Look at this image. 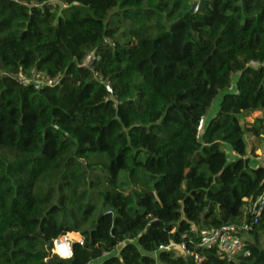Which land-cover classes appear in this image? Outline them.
<instances>
[{
    "label": "trees",
    "instance_id": "16d2710c",
    "mask_svg": "<svg viewBox=\"0 0 264 264\" xmlns=\"http://www.w3.org/2000/svg\"><path fill=\"white\" fill-rule=\"evenodd\" d=\"M53 1L0 0V264H264V0ZM33 72L58 83L11 77Z\"/></svg>",
    "mask_w": 264,
    "mask_h": 264
},
{
    "label": "built area",
    "instance_id": "2783aa9c",
    "mask_svg": "<svg viewBox=\"0 0 264 264\" xmlns=\"http://www.w3.org/2000/svg\"><path fill=\"white\" fill-rule=\"evenodd\" d=\"M91 61H93V55L89 54L86 56L85 60L83 61L82 66H88ZM33 75H37L39 78L42 79V83L40 85H36L30 82L29 79L23 76L21 73L11 77L13 80H16L18 83L24 86L31 85L36 90L40 89L42 86H53L58 83V79H49L43 74H37L33 72L31 76ZM202 125L203 122L200 121L198 132H200V130L202 129ZM263 207H264V192L253 202L251 206V213L252 216L254 217L255 223L257 219L260 217ZM244 229L246 230L247 227H244ZM190 231L196 234L199 247L207 250L215 251L216 255L220 259L231 260L239 256H243V257L248 256V252L244 250V240L242 236L239 234L237 228L233 226H224L219 229H202V230H199L198 228L192 226ZM58 240H65V238L61 237L56 241ZM56 241H54L53 243H55ZM78 242L81 243V240H79ZM69 247L71 249V246ZM159 250L161 251L175 250L178 253H180L183 257L192 256L196 264H200L202 261V259L199 258L197 255H194L193 253L186 250L184 245L170 244L167 247H160ZM63 259H68V258H63Z\"/></svg>",
    "mask_w": 264,
    "mask_h": 264
},
{
    "label": "rangeland",
    "instance_id": "374dc122",
    "mask_svg": "<svg viewBox=\"0 0 264 264\" xmlns=\"http://www.w3.org/2000/svg\"><path fill=\"white\" fill-rule=\"evenodd\" d=\"M193 2L196 3V7L198 6V0H193L192 3H190V5H193ZM53 4L58 3V0H54L52 2ZM255 66V65H253ZM29 79L30 82L36 84V85H40L42 83V79L39 78L37 75H33L31 76H25ZM237 77L233 78V82H232V89L234 91V84L236 81ZM223 94L220 93L217 98L213 101V104L208 112V118L213 117L216 114V110H217V106L220 102V100L222 99ZM261 116V112L256 111L253 112L252 114H250L248 117L245 118V122L251 124L253 122V120L257 117ZM204 121H207V119H204ZM200 133H202V129L200 130ZM245 141L247 144V150H248V156L251 158V160L254 161L255 164H260L261 166H264V138H258V139H254L252 137H250L249 135H245ZM226 150V149H225ZM228 156L231 159L232 153H230L227 150ZM65 240H67V243L69 244V246H71L72 242H78L80 240V237L76 234V238L71 237V234H67L64 236ZM243 240H246V236L242 237ZM52 250H51V254L57 256L58 258H61L55 251V247H54V243L52 246ZM63 259V258H61Z\"/></svg>",
    "mask_w": 264,
    "mask_h": 264
},
{
    "label": "clouds",
    "instance_id": "9594fccd",
    "mask_svg": "<svg viewBox=\"0 0 264 264\" xmlns=\"http://www.w3.org/2000/svg\"><path fill=\"white\" fill-rule=\"evenodd\" d=\"M61 253H63V255H67L70 256L71 255V251L70 249H66V248H61Z\"/></svg>",
    "mask_w": 264,
    "mask_h": 264
},
{
    "label": "water",
    "instance_id": "95a60500",
    "mask_svg": "<svg viewBox=\"0 0 264 264\" xmlns=\"http://www.w3.org/2000/svg\"><path fill=\"white\" fill-rule=\"evenodd\" d=\"M197 7H196V3L194 2L193 3V7H192V10H191V13H194L196 11ZM63 238V237H62Z\"/></svg>",
    "mask_w": 264,
    "mask_h": 264
},
{
    "label": "crops",
    "instance_id": "0c3cea01",
    "mask_svg": "<svg viewBox=\"0 0 264 264\" xmlns=\"http://www.w3.org/2000/svg\"><path fill=\"white\" fill-rule=\"evenodd\" d=\"M251 159V158H250ZM260 165V164H259Z\"/></svg>",
    "mask_w": 264,
    "mask_h": 264
},
{
    "label": "snow or ice",
    "instance_id": "6c2138e0",
    "mask_svg": "<svg viewBox=\"0 0 264 264\" xmlns=\"http://www.w3.org/2000/svg\"><path fill=\"white\" fill-rule=\"evenodd\" d=\"M63 254V253H62Z\"/></svg>",
    "mask_w": 264,
    "mask_h": 264
}]
</instances>
